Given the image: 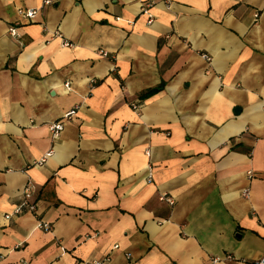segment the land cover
<instances>
[{
    "label": "crops",
    "instance_id": "0c3cea01",
    "mask_svg": "<svg viewBox=\"0 0 264 264\" xmlns=\"http://www.w3.org/2000/svg\"><path fill=\"white\" fill-rule=\"evenodd\" d=\"M44 1L0 0V264L264 257V0Z\"/></svg>",
    "mask_w": 264,
    "mask_h": 264
},
{
    "label": "built area",
    "instance_id": "2783aa9c",
    "mask_svg": "<svg viewBox=\"0 0 264 264\" xmlns=\"http://www.w3.org/2000/svg\"><path fill=\"white\" fill-rule=\"evenodd\" d=\"M158 3H163L165 5H169L170 0H141V10L146 11L148 8L154 6ZM43 4L49 5V4H52V1L51 0H45L43 2ZM37 12H38V9H31V8H27V9H21L20 8L17 11L18 15L20 17H22L23 19L27 20L28 22H30L34 18V16L37 14ZM254 16L257 17L258 15L255 14ZM148 21H150V18ZM8 32L10 33L11 36L17 35L14 28H10ZM63 44L68 46L67 42H64ZM101 54L106 55V53H104V52H101ZM203 57L207 59V57L205 55H203ZM133 107L138 108L137 105H133ZM74 114H75V108L70 110L69 112L65 113L63 116V120L64 119H70ZM63 120L56 121V122H53V123L48 125V131H49L50 137L52 139H56L59 136V134L61 133V131L63 130ZM49 155H50V152H48L44 157H42V159L38 162V164H42L44 162L45 158ZM247 174H248L249 178L252 176L251 171H249ZM31 192H32L31 187H29V186L24 187V189L22 190V195H23L22 198L23 199H22L21 205L17 206L15 208V210H14L15 213L20 212L21 207H26L28 211H34V209H35L34 204H32L31 201L29 200L31 197ZM248 192H249V190L245 189L243 191V196L247 197ZM161 198L165 199L169 203H172L171 198L165 197L163 195L161 196ZM6 217L8 218L9 215ZM44 226L47 228L48 225H44ZM223 259L232 260L233 257L231 256V254H225ZM215 260L217 261L219 259L216 257V258H214V261ZM105 261H106V259H104V260H92L89 263L83 261V262H80L79 264H105ZM252 264H264V257L254 260V262Z\"/></svg>",
    "mask_w": 264,
    "mask_h": 264
},
{
    "label": "trees",
    "instance_id": "16d2710c",
    "mask_svg": "<svg viewBox=\"0 0 264 264\" xmlns=\"http://www.w3.org/2000/svg\"><path fill=\"white\" fill-rule=\"evenodd\" d=\"M162 88H163V83L159 84L157 86L148 88V89L144 90L143 92H141L139 97L142 98V99L143 98H147V97L157 93L158 91L162 90Z\"/></svg>",
    "mask_w": 264,
    "mask_h": 264
}]
</instances>
